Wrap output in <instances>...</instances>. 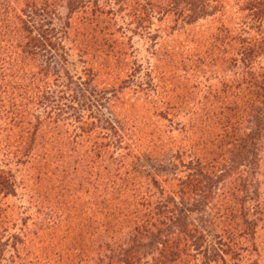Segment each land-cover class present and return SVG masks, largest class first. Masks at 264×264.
<instances>
[{
	"label": "trees",
	"instance_id": "16d2710c",
	"mask_svg": "<svg viewBox=\"0 0 264 264\" xmlns=\"http://www.w3.org/2000/svg\"><path fill=\"white\" fill-rule=\"evenodd\" d=\"M99 1L0 0V131L20 129L17 138L7 139L4 155L11 161H32L40 145L41 149L50 145L49 154L53 147L59 148L58 157L52 160L48 154L46 161H62L66 152L63 148L69 144V138L59 141L58 131L63 126H67L64 134L69 132L80 143L92 144V150L101 151L99 141L113 142L118 148L127 143L122 132L125 123L115 119L111 105L104 109L110 118L99 110L101 103L97 100L104 98L106 84L102 89L93 86L97 74L85 59L88 39L95 43L91 47L94 53L103 52L104 48L107 56L114 52L117 39L110 33L109 24L121 13H126L129 19L127 30L148 37L153 46L158 44L157 36L150 35L149 20L154 15L171 20L170 35L209 20L210 25L215 24L213 37L209 39L212 50L200 57L197 49L193 58L198 64L189 59V71L204 65L206 75L209 68L230 66L233 75L202 88L203 104L187 128L191 133L189 140L197 138L201 143L189 151L177 147L165 165L169 173L172 170L171 178L163 172V161L138 166L137 170L126 173L125 178L118 174L101 177L96 173V180H102L105 190L111 191L109 194L117 192L120 202L110 204L109 209L97 215L86 214L82 218L83 213L78 219L70 216V210L68 215L64 210L44 206V202L49 204L47 197L40 201L39 194L30 189L37 206L40 205L37 208L43 212L37 223L39 232L47 233L46 237L55 235L57 242L24 257L21 254L27 249L18 246H24L26 241V219L11 224L0 209V264L3 261L8 264H198L197 261L241 264L242 253L255 250L240 243L245 240L253 245L256 223L264 217L255 186L252 197L248 191L253 185L247 182L253 170L260 167L259 162L264 161V65L259 63L264 58V0H105L102 4ZM60 8L65 10V17L56 27L52 22ZM76 16L78 28L70 21ZM202 47L199 44L197 48ZM72 49L82 60L83 68L79 72L68 68ZM172 53L169 55H180ZM179 65L182 67V61ZM116 72L119 73L113 84L121 86L120 83L125 84L129 79L134 81L132 73L137 77L134 88L145 96H153L151 92L155 88L147 72L140 74L139 69L132 68L123 78L119 77L122 71ZM117 84L109 95L111 98L118 96ZM146 100L157 112L153 116L168 118L172 106L167 104L162 109L160 100ZM36 106L41 108L38 115L33 113ZM140 122L133 121L138 136L143 135ZM50 131L56 133L53 140L43 135ZM129 138L133 137L129 135ZM134 139L138 141L140 137ZM80 143L73 142L78 146ZM153 152L161 151L153 150L148 155L156 156ZM191 152H194L192 159L185 161ZM225 160L232 163L231 169L224 165ZM242 161H248L251 172L247 169L233 185V181L229 182L231 188L227 187L225 180L238 170ZM119 163L123 167L124 162ZM181 168L187 172L183 178ZM11 173L0 169V200L15 187ZM38 180L36 177L33 182ZM173 182L177 184L174 192L169 189ZM220 182L223 185L216 190ZM127 188L135 190L130 197L121 193ZM239 190L245 194L237 198ZM248 215L254 218L248 221ZM3 235L6 240L2 242ZM95 237H100L101 242H94ZM69 247L75 253L69 254Z\"/></svg>",
	"mask_w": 264,
	"mask_h": 264
},
{
	"label": "rangeland",
	"instance_id": "374dc122",
	"mask_svg": "<svg viewBox=\"0 0 264 264\" xmlns=\"http://www.w3.org/2000/svg\"><path fill=\"white\" fill-rule=\"evenodd\" d=\"M104 1L105 0H100L99 2L102 4ZM64 17L65 10L60 8L54 17L52 22L53 25L59 27L63 23ZM159 17L160 16L154 15L149 20L150 35L157 36L156 40L158 44L155 46L152 45L148 37L139 33L131 34L127 30L126 24L129 22V19L126 13H121V15L115 17V22L109 24L110 33L117 39L114 52H111V54L107 52V56L105 55L106 49L104 48L103 52L94 53L91 47H93L95 43L89 41L90 39L86 42L89 45V51H87L88 54L85 59H87L89 65L93 67V73L97 74V81H94L93 86L102 89L104 83L106 84L105 89L107 92L104 94L105 99L102 98L101 100H97V103H101L99 110L106 117L110 118L104 109L108 107V104L109 106L111 105L110 112L112 111L111 113H114L115 119H122L121 121L125 123L122 132L127 143H124V145L118 148L112 144L113 142L99 141L102 143L103 147L100 149L101 151L92 150V144L89 146L86 143H80L78 139H73V136L69 132L67 135L64 134V132H66L64 128L67 126H63V129L58 131L59 141L61 139L64 141L69 138L67 139L69 144L63 148V151L66 152L62 154V161H58L59 159H56V161H46V157L50 153V145L44 146L43 149L40 148V145L36 147V157L32 159V161L18 162L11 161L8 156L4 155V151L9 141H13L20 135V129H14L13 131H9V129L2 133L0 131V169L4 171L10 170L15 179L14 189L6 191L8 193L7 196L4 197L3 200H0V209L5 211L6 215H4V217L10 220L11 224H14L13 221L15 220L26 219V241L24 246H18L20 249H23V247L27 249V252L24 251L21 254L22 257L35 249H47L46 245L50 242H57V238L54 234L53 237H46L47 233L39 232L40 227L37 223L41 220L43 212L41 209L37 208L40 205L38 204L37 206L36 200L34 201L35 197L32 196V191L30 189L39 194L38 200L40 201H43V198L47 197L49 204L46 205L47 203L44 202V206L52 207V209L57 208L59 210H64L63 212L68 215L70 210V216H76V219L83 213L82 218L85 217L86 214L90 217L96 213L105 212L110 208V204L120 202L116 196L117 192L109 194L111 191L105 190L101 184L102 180H96V173L100 174L101 177H104V175L111 177L118 174L120 178H125L126 173H129L133 169L137 170L138 166L151 165V161H163L161 164L164 165L163 172H167V175L171 178L172 170L170 169L169 173L165 165L170 156L176 153L177 147L180 151H185L186 149L189 151V149L198 147L200 141L197 140V138L193 139V141L189 140L191 133L187 131V128L191 126L190 123L193 119V114L200 111L199 109L203 104L204 95L201 90L205 88L209 82L210 84H216V81L222 77H231L234 70H232L230 66H224L222 69L209 68L208 73L204 75L203 72H206V68L202 65L199 68L196 67L194 70L192 69L189 71V69H191L189 67V59L195 64H198L197 59L193 58L197 49H199L200 57L205 54V51L212 50L209 39L213 37L212 31H214L215 24L211 23L210 25L209 20H205L204 22L199 21L187 27L186 31L178 30V32H173L170 35L171 31L169 28L173 26L171 20H169V18L162 19V17ZM75 18H77V16L70 21L72 25L77 26L75 23L77 19ZM191 39L194 41H191ZM199 44L203 46L201 49L197 48ZM172 52H178L180 55L178 57L169 55L173 54ZM214 55L218 59L221 58L217 53ZM186 57L188 58L187 61H183ZM68 61L70 63L68 68L71 71L74 69L79 72L80 69L83 68L79 53L74 49L70 51ZM179 61H182V67H180ZM259 63L264 65V58H260ZM175 67L178 68L176 71H174ZM132 68L139 69L140 74L148 73L147 75L152 80L151 85L155 88L151 92L153 96H145L144 93H140L134 88L133 84L137 77L131 73ZM108 69L109 71L113 70L114 73L111 71L109 72ZM116 71H122L119 77L123 78L126 73H131L134 79V81L130 79L127 80L125 84L120 83L121 86L116 83L118 96H115V98L117 101L114 100L115 98L109 96L111 95L110 93H113V87L116 85L112 83L116 74L119 73ZM32 72H36V70L32 69ZM192 72L195 75H191ZM195 86L198 88L192 89ZM146 99L154 101L155 99L160 100L162 109H164L167 104L170 105V108L172 106V109L169 108L168 118L160 119L153 116V113L156 115L157 112H155L151 102H148ZM39 112H41V108L36 106L33 113L38 115ZM133 121H141L139 123V130L141 131L140 134L143 135L138 136L136 127H133L135 124ZM68 128H71V126H68ZM158 132H160V134L164 133V135L160 136ZM43 135L46 139L53 140V135L55 136L56 133L53 134V131H50L43 133ZM129 135L133 138H129ZM138 137H140V140L136 141L134 138ZM151 137L153 138L151 139ZM7 139L9 141H7ZM170 141L173 143L169 144ZM73 142L80 143L81 145H74ZM107 143L108 145L106 146ZM176 143L178 144L177 146ZM156 145H158V147H156ZM71 146H73L72 151L69 150ZM58 149L57 147H53V151L49 154L52 160L53 157H58L56 156ZM153 150L161 152H153L156 156H149L148 153ZM193 153L191 152L190 158H185L184 160L189 161L192 159ZM262 157L264 156L262 155ZM120 161L124 162L125 165L123 164V167L120 166ZM223 163L227 168L231 169L232 163H229L227 160ZM259 164L260 167L257 168V170H253L254 173L251 175L252 177L249 175L247 179V182L253 185L248 193L254 197L255 192L252 189H254L255 186L264 210V161H260ZM247 165L248 161H242L238 170L227 177L225 180L227 187L231 188L229 182L233 181L232 183L230 182L233 185V183H235L234 180L237 179L238 176L242 173H246L248 169ZM86 170L91 172L86 174ZM248 170L251 172L250 169ZM180 171V177L183 178L187 172H184L183 168H181ZM36 177H38L39 180L34 183L33 181ZM221 185H223V182L219 183L216 190H218ZM176 188L177 184L173 182L169 189L174 192ZM130 189L132 188H127L121 193L124 192L126 197H130V195L135 193V190ZM229 193H231V191ZM244 194V191L239 190L236 196L238 198ZM251 218L253 219L254 216L248 215V221L252 220ZM20 222L21 220L17 221V225H20ZM11 232L15 231L12 230ZM40 234H42L41 238ZM1 238L2 242L5 241L6 235L1 236ZM95 239L94 242H101L100 237H95ZM29 240H31L30 243ZM263 242L264 217L256 223V236L253 245H250V242L245 240H242L240 243L241 246L252 247L255 250L254 252L248 251L242 253L241 264H264ZM94 248L96 247H90L92 250ZM68 249L69 254L75 253V249L73 250V248L70 247ZM61 257L63 256L60 255V258ZM54 259H56V257L53 258V261ZM197 262L198 264L200 263L199 261ZM58 263L60 262H57V264ZM2 264H8V262L3 261Z\"/></svg>",
	"mask_w": 264,
	"mask_h": 264
}]
</instances>
